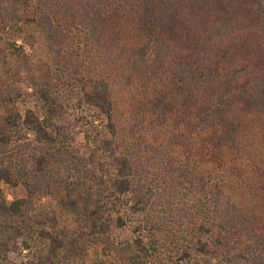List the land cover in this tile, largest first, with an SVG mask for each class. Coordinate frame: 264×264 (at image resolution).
Masks as SVG:
<instances>
[{"label":"trees","instance_id":"trees-1","mask_svg":"<svg viewBox=\"0 0 264 264\" xmlns=\"http://www.w3.org/2000/svg\"><path fill=\"white\" fill-rule=\"evenodd\" d=\"M1 182L0 264H264V0H0Z\"/></svg>","mask_w":264,"mask_h":264},{"label":"rangeland","instance_id":"rangeland-1","mask_svg":"<svg viewBox=\"0 0 264 264\" xmlns=\"http://www.w3.org/2000/svg\"><path fill=\"white\" fill-rule=\"evenodd\" d=\"M15 41V44H20V46L22 47L21 49L27 53L28 55H30L31 53V49L29 48L28 44V40L26 38H22V37H17L14 36L12 37ZM83 45H78L76 43L70 44L69 46H67V48H65V53L67 54L68 51H72V52H76L80 54V58H83L85 53V49L83 48ZM64 53V52H63ZM143 57L145 56H138L136 53L133 55V61H135V65L138 63L136 61L141 60ZM27 94L19 99L17 101V107L20 111H22L25 108H29L32 110V112L36 115H40V103L38 102V100L31 94L30 92V88H27ZM88 119L92 120V124L99 126L100 125V120L102 119L101 113L98 112L96 109H92L90 110V112L86 115ZM91 128L88 125L87 122L84 123V125H80L79 126V131L76 134V139L77 141L81 142V147L79 152L82 155H85L89 152L91 144L89 142V137L87 138L86 136H88L90 134ZM28 137H31V133L28 132L27 133ZM0 188L5 196V198L7 200H10L12 198H16V197H21L24 195V190L22 188V186L20 184H16V185H9L6 184L4 182L0 183ZM35 202L38 201H46V202H51L52 201V196L48 195V194H37L35 196ZM39 241V239L37 238H31V239H27V244L32 247L35 244H37ZM26 249H21L19 252L15 253H10L8 255V259L10 260V264H16L19 261L20 257H24L27 253ZM178 257V256H177ZM176 256L171 258V261L169 262L170 264H174L175 259L178 260L179 258H177ZM183 260V259H181ZM168 263V264H169ZM193 260H191L189 258V261H182L177 262V264H192Z\"/></svg>","mask_w":264,"mask_h":264}]
</instances>
